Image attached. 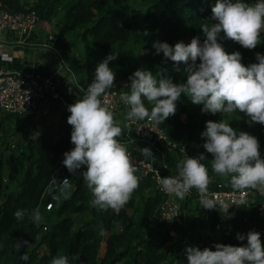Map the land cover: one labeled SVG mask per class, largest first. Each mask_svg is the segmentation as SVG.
I'll list each match as a JSON object with an SVG mask.
<instances>
[{"label":"trees","instance_id":"1","mask_svg":"<svg viewBox=\"0 0 264 264\" xmlns=\"http://www.w3.org/2000/svg\"><path fill=\"white\" fill-rule=\"evenodd\" d=\"M0 3L11 13L34 10L40 20L53 21L60 37L75 34L83 44L86 58L93 54L103 60L108 54L117 53L136 33L141 48L136 56L118 55L115 60L114 82L122 93L129 91V76L142 68L157 76L163 70L164 77L183 82L186 74L175 72L173 62H164L163 54H156L153 42L174 46L180 41L187 44L195 36H200L202 42L200 27L211 16L216 0H0ZM137 20L143 23L135 29ZM145 31L148 36L143 35ZM220 42L227 53L240 52L245 66L257 62V52L264 54V34L262 43L253 50L229 39ZM143 49L147 51L141 52ZM201 108L202 105L181 96L175 115L162 126L169 139L184 145L190 156L205 154L207 159L201 163L208 167L211 182L230 186L228 180L212 172V157L202 147L205 140L200 135L206 121H219L222 116L204 114ZM36 111L17 114L0 110V132L8 131L11 125L20 133L17 147L22 153L19 158L15 153L5 158L0 148V264H50L57 255L68 256L69 264H186L187 246L212 250L215 243L238 246L241 242L236 239L237 233L250 230L260 232L264 241V220L256 218V212L244 204L231 205L224 214L195 202L194 210L188 213L184 210H189V200H183L177 218L160 220L159 207L166 195L150 176L139 180L137 190L118 214L111 209L92 207L93 197L83 179L79 175L71 176L62 163L63 153L71 150L72 128L67 123L70 115L67 105L56 120L30 136V130L47 115L39 113L35 119ZM227 119L238 132L245 131L258 138L264 157V125L250 127L243 113ZM64 178L71 186L67 195L65 185L61 184ZM15 180L17 188L11 189ZM52 193L58 195V200L46 211L43 204ZM18 209H27L29 213L39 209L42 216L49 214L37 226L29 216L17 222L14 213ZM187 214H192L189 223ZM155 222L160 224L156 231L152 230ZM19 241L30 242V247L18 249ZM24 254L29 256L27 261L21 259Z\"/></svg>","mask_w":264,"mask_h":264},{"label":"clouds","instance_id":"2","mask_svg":"<svg viewBox=\"0 0 264 264\" xmlns=\"http://www.w3.org/2000/svg\"><path fill=\"white\" fill-rule=\"evenodd\" d=\"M203 35L195 36L185 44L174 46L154 41L156 54H163L164 62H173V70L186 74L183 82H173L142 68L129 76V91L120 94L127 105L121 124L106 106L107 93L114 88L115 73L109 62L118 58L108 54L95 68L94 78L84 90L82 98L67 106L71 126L70 142L74 147L63 153V165L71 176L79 175L92 194V207L118 214L130 201L139 186L140 178L132 161V155L118 138L124 129L138 121H148L159 126L175 115L181 96L191 103L202 105L201 112L215 115L219 121H206L201 137L202 147L211 154V170L228 180L234 190H253L264 196V157L257 137L245 131H237L227 117L243 113L250 127L264 125V54L256 53L255 63L245 66L240 52L227 53L220 41L232 40L247 50L262 43L264 34V0H216L211 16L200 27ZM144 36L149 33L145 31ZM183 65L181 69L180 65ZM76 81L73 75L68 81L69 94ZM105 99L102 100L101 98ZM148 106H151L150 108ZM145 158H155L148 147L138 149ZM207 157L188 156L176 163V175L159 178L161 188L179 199H184L192 189L206 193L210 184L208 167L201 163ZM67 187V178H64ZM246 201H239L244 204ZM206 209L217 206L228 213L230 205L202 199ZM29 216L37 226L42 220L39 209L28 212L18 209L14 213L17 222ZM240 245L215 243L214 249L197 246L185 248L186 264H264V241L261 233L250 230L237 233ZM18 249L30 247V242L19 241ZM21 259L27 261L24 254ZM50 264H69L66 255L53 257Z\"/></svg>","mask_w":264,"mask_h":264},{"label":"built area","instance_id":"3","mask_svg":"<svg viewBox=\"0 0 264 264\" xmlns=\"http://www.w3.org/2000/svg\"><path fill=\"white\" fill-rule=\"evenodd\" d=\"M39 22L40 18L38 14L32 9L11 13L5 10L0 3V34L5 30H11L26 35ZM47 44L50 49H54L56 36L49 34L47 36ZM120 94L115 85L107 93L106 106L113 113L116 111L120 112L121 123L123 125L127 123L124 119L127 105L121 101ZM56 99H59L61 106L64 107L67 105V101L61 98L56 91L52 75L41 74L29 69H17L13 71L0 70V110L2 113L24 114L40 110L41 114L46 115L50 110L49 102ZM101 99L104 100L105 98L102 97ZM126 129L131 130L137 140L151 148H157L160 144L167 142L170 147L177 150L182 158H184L185 154L190 156L184 145L169 139L162 124L154 126L145 120L131 124ZM73 147L74 145L71 144L70 148L72 149ZM129 152L132 155L133 164L137 169L136 175L140 179L150 176L158 190L166 195L165 200L159 207V219L162 221H172L177 218L181 210V202L193 198V191L191 190L182 200L164 191L159 184V178L174 176L176 174L165 173L151 162L136 157L131 151ZM61 184H64V179ZM194 194L195 198L193 201L199 206H203L201 205L202 199L214 200L218 204H227L230 206L238 204L241 200L246 201L244 205L256 212V218L264 220V196H261L258 192L250 190L238 191L234 190L231 186L217 183L216 185L208 186L206 193H200L194 190ZM57 200L58 195L52 193L43 204L44 209L46 211L51 210ZM216 209L219 210V207L217 206Z\"/></svg>","mask_w":264,"mask_h":264},{"label":"crops","instance_id":"4","mask_svg":"<svg viewBox=\"0 0 264 264\" xmlns=\"http://www.w3.org/2000/svg\"><path fill=\"white\" fill-rule=\"evenodd\" d=\"M49 34L56 36L54 49H50L47 44ZM69 41L68 36L60 37L56 34L53 21L40 20L39 24L26 35L5 30L0 34V70L29 69L41 74L52 75L56 91L61 98L67 101L68 106L74 103L77 98H82L84 90L87 89L95 73V67L90 66L85 52L76 50V47L73 44L70 45ZM73 75H75L76 81L70 85L73 93L69 94L67 81ZM49 107V112L42 120H39L36 130L38 127L41 126L42 129L49 122L56 120L63 108L59 99L49 102ZM35 113L36 119L40 110ZM114 116L123 127L119 113H114ZM118 139L136 157L151 162L165 173L176 174V163L183 159L177 150L170 147L167 142L160 144L157 148H151L137 140L133 132L126 128ZM144 147L150 148L155 158L143 157L138 149ZM213 185L216 184L210 182L208 186ZM194 190L196 189H192L193 192Z\"/></svg>","mask_w":264,"mask_h":264},{"label":"rangeland","instance_id":"5","mask_svg":"<svg viewBox=\"0 0 264 264\" xmlns=\"http://www.w3.org/2000/svg\"><path fill=\"white\" fill-rule=\"evenodd\" d=\"M143 22L140 21V20H137L136 24H135V29L138 28L139 25H141ZM55 31V29H54ZM69 38V42L70 43H73V45L76 47L75 49L76 50H81V51H84L85 52V49L83 47V44L80 43V41H78V39H76V36L75 34H71L70 36H68ZM72 47V46H71ZM139 49L140 46H139V41L137 40L136 38V33H133L131 39L129 42H126L125 44H122L119 49L117 50V54L119 55H124L126 56L127 58H133L134 56H136V54L139 52ZM141 51V50H140ZM142 52V51H141ZM87 60L89 61L90 63V66L93 68V66L96 68L97 64L99 62H101L102 60H99L97 58V56H94L93 54H90V55H87ZM114 66H115V60L114 61H110L109 62V67L113 70L114 69ZM94 68V69H95ZM41 130V126L38 127V129L36 130L35 129H31L29 134L30 136H35V134L37 132H39ZM21 136L20 133L18 132H15L13 128H11V125H10V129L8 131H2L0 132V148L3 150V155L4 157L6 158L7 155L9 153H15L16 156L21 157V151L20 149L17 147V140L18 138ZM18 148V149H17ZM20 165L22 166V162H20ZM17 188V181H13L11 182V189H16ZM4 191H8V190H4ZM71 191V186H67L65 187L64 189V194L67 195L69 194ZM3 197V195L1 196V198ZM192 197L195 198V194L193 193L192 194ZM188 207H189V210H184L188 213H190V211H193L194 208H195V201H193L192 199H189V203H188ZM182 209V205H181V208ZM182 211V210H181ZM49 212H46V214H44L42 216V220H45L46 218V215H48ZM187 216V223H189V221L191 220L192 218V214L190 215H186ZM160 224L158 222H155L153 225H152V230H158Z\"/></svg>","mask_w":264,"mask_h":264},{"label":"water","instance_id":"6","mask_svg":"<svg viewBox=\"0 0 264 264\" xmlns=\"http://www.w3.org/2000/svg\"><path fill=\"white\" fill-rule=\"evenodd\" d=\"M145 51H147V50H146V49H143V50H142V52H145Z\"/></svg>","mask_w":264,"mask_h":264}]
</instances>
